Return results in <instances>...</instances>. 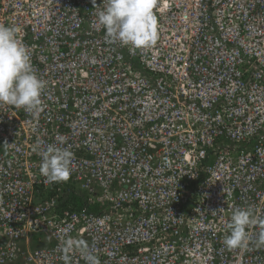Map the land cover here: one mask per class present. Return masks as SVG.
<instances>
[{"label": "built area", "instance_id": "1", "mask_svg": "<svg viewBox=\"0 0 264 264\" xmlns=\"http://www.w3.org/2000/svg\"><path fill=\"white\" fill-rule=\"evenodd\" d=\"M154 13L137 49L105 42L91 0H0L46 82L39 112L0 104V264H64L66 233L101 264H264L222 243L233 207L264 215V0ZM37 142L73 153L68 180Z\"/></svg>", "mask_w": 264, "mask_h": 264}, {"label": "clouds", "instance_id": "2", "mask_svg": "<svg viewBox=\"0 0 264 264\" xmlns=\"http://www.w3.org/2000/svg\"><path fill=\"white\" fill-rule=\"evenodd\" d=\"M96 14V25L104 31L109 45L137 49L150 48L158 40V18L154 13L156 0H102L97 5L91 0ZM15 25L0 23V104L23 108L28 113L42 110L41 94L46 82L40 79L31 62V52L19 37ZM59 144L66 137H57ZM41 157L40 174L46 181H66L70 176L73 153L57 143L41 148L40 142L33 148ZM258 229L253 234L252 229ZM227 232L222 239L229 250H246L250 245L264 247V215L257 214L252 206L233 207ZM64 264H71L69 252L79 251L85 264H101L95 249L83 239L65 234L60 242Z\"/></svg>", "mask_w": 264, "mask_h": 264}]
</instances>
